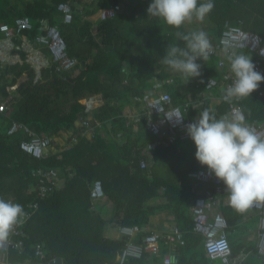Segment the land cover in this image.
<instances>
[{
    "label": "trees",
    "instance_id": "1",
    "mask_svg": "<svg viewBox=\"0 0 264 264\" xmlns=\"http://www.w3.org/2000/svg\"><path fill=\"white\" fill-rule=\"evenodd\" d=\"M65 1L69 0H0V22L12 24L16 16L23 15L30 19L31 28L17 36L26 35L36 41V36L43 33V20L58 27L67 54L77 59L71 70L62 72L55 70L52 62L38 79H34V70L25 62L0 72V93L4 96L11 92L18 94V100L9 109L0 111V197L8 199L11 196L14 202L22 205L34 201L36 178L32 170L54 167L59 173L52 192L39 201L38 209L23 227L24 235L19 236L23 251L18 253L17 249H10L9 259H36L31 245L38 242L43 245L42 261L59 256L62 264H119L116 254L125 244L124 237H105V220L91 209L90 187L99 179L103 198L114 204L118 225H138L142 230L150 216L168 212L174 216L184 240L183 245L175 248L174 264H209L203 237L192 230L191 208L197 193L191 190V182L187 179L189 171L207 166L195 158L196 149L191 138L180 140L191 146L187 157L180 141L168 146L162 144L158 136L143 130L144 122H137L139 129L134 131L131 122L127 124L124 109L128 105H139V97L155 77L164 82L171 76V69L161 63V57L168 44L177 43L183 47L184 42L175 35L177 31L202 28L213 42L218 39L225 22L235 23L240 19L244 29L263 35L264 0H214V9L207 16L211 26L189 27L185 23L180 29L148 15L146 10L151 0H86L80 9L69 4L72 21L65 23L58 9V4ZM112 3L122 6L113 17H102L96 24L86 19ZM121 25L126 27L125 31ZM197 63L201 65L203 77L218 78L224 72L217 68L216 56L210 55L206 61L198 59ZM75 69L78 72L73 74ZM181 83L166 86L176 104L184 97ZM98 93L103 103L93 110V116L104 128L105 121L111 122V129H105L106 137L96 134L88 139L78 135L72 146L37 159L20 149L19 142L27 138L22 129L7 133L13 120L39 135L57 136L62 131H77L75 121L85 107L79 99ZM233 101L244 110L247 123L264 122L263 98L257 99L252 92L249 97ZM228 106L225 100L217 104V116L225 113ZM204 107H209L208 102L202 105L199 113ZM119 132L126 137L121 145L112 138V134ZM150 142L155 143L151 151L153 162L148 169L140 168L139 158L146 156L144 149ZM221 194L220 207L227 226H235L248 210L238 213L230 206L224 184ZM156 196L163 201L149 203ZM148 233L140 231L134 241H142ZM170 244L161 240L160 255L144 252L141 257L128 258L122 264H161L162 255ZM230 247L235 256L241 244L230 242ZM248 248L251 254L244 264H264V257L258 255L254 246Z\"/></svg>",
    "mask_w": 264,
    "mask_h": 264
},
{
    "label": "built area",
    "instance_id": "2",
    "mask_svg": "<svg viewBox=\"0 0 264 264\" xmlns=\"http://www.w3.org/2000/svg\"><path fill=\"white\" fill-rule=\"evenodd\" d=\"M121 8L120 3H112L110 6L101 9V16L111 18ZM58 9L63 13V21L70 23L72 21V11L69 3H59ZM41 27L43 33L36 36V42L47 48L57 71L71 70L77 63V59L67 54L66 44L58 27L56 25H49L43 20L41 21ZM30 28L31 22L29 17L19 16L14 19L11 25L5 22L0 23V38L12 39L20 35L23 30ZM213 47L214 52L211 55L219 57V66H223L226 63V49L235 51L243 50L254 55L252 62L255 65V70L264 75V35L245 30L240 25L226 24L217 42L213 44ZM232 79L231 72L224 74L219 80L208 78L205 81V87L207 89H211L212 87L226 88ZM171 81L172 79L168 78L165 80V83H170ZM157 85L154 89L148 90L140 99L141 105H139V108L141 110L139 114L133 116V120L138 122L142 116L145 128L153 135L158 136L164 145L170 144L175 139H189L187 125L197 119L199 114L186 117L185 111L187 104L184 108L173 104L170 94L166 90H163L162 86H159L160 83H157ZM256 91L258 95H263L262 90L259 88ZM16 96L15 92H11L6 96L0 95V111L8 109L16 99ZM82 104L85 107L76 121L77 133L73 135L74 140H76V136L78 135L92 138L95 134V126L100 127V123L97 120L92 121L90 117L94 105L93 98H84ZM236 106L241 107L232 101L229 103L228 110L225 113L230 112ZM181 114H183V118L178 119L177 117ZM248 124L253 131L264 135L263 122H249ZM19 129H22L28 136L27 139L20 142L19 146L21 150L37 159L46 157V152L52 144L51 137L36 134L18 122H12L7 133L12 134ZM154 147L155 143L151 142L146 146L144 151H152ZM140 167H146L144 160H141ZM57 173V170L53 168L47 170L39 169L34 172L39 178L36 189L37 200L24 204L23 207L27 213V218L22 224L14 228L7 241L0 242V264H43V261L40 259L43 255L41 244H36L33 247L34 254L37 257L36 259L25 258L22 261H11L9 254L10 249H17L19 253L23 251V241L19 236L24 235V225L38 209V200L44 199L53 190L58 180ZM187 176L194 181L193 188L197 193L192 207V230L203 237V246L210 260L209 264H217V259L223 264H243L240 261L233 262L232 260V251L226 233L227 222L222 212L218 209L220 194L223 190V182L216 178L214 173L208 168L191 170L187 173ZM202 184H211L213 190L208 188L200 189ZM103 197L102 183L99 179H95L90 187L91 203L94 204ZM9 200L13 201L12 199ZM249 209L257 210L260 215L256 248L257 252L261 256H264V201L255 202ZM140 231L141 229L138 225H119L120 235L122 237L128 236L129 239L125 240L124 246L118 252V263L122 264L128 258H139L144 252L158 254L161 240L165 244H173L174 242L184 243L182 232L177 228H173L164 234L156 232L148 233L143 237L142 241L136 242L134 241V236ZM161 264H173L172 256L170 254H164Z\"/></svg>",
    "mask_w": 264,
    "mask_h": 264
},
{
    "label": "clouds",
    "instance_id": "3",
    "mask_svg": "<svg viewBox=\"0 0 264 264\" xmlns=\"http://www.w3.org/2000/svg\"><path fill=\"white\" fill-rule=\"evenodd\" d=\"M214 0H151L147 14L180 29L194 20L203 23L213 11ZM177 43L168 44L161 63L186 80L201 75L198 59L206 61L214 52L208 33L202 28L177 31ZM233 79L222 89L223 98L249 97L264 82L246 52L225 50ZM178 119L183 118L181 114ZM187 133L195 145V158L221 180L228 193L230 206L238 213L246 212L255 202L264 201V135L246 122L242 107L217 116L214 107H204L197 119L187 125ZM27 213L22 204L0 197V242L10 238L14 228L22 224Z\"/></svg>",
    "mask_w": 264,
    "mask_h": 264
},
{
    "label": "crops",
    "instance_id": "4",
    "mask_svg": "<svg viewBox=\"0 0 264 264\" xmlns=\"http://www.w3.org/2000/svg\"><path fill=\"white\" fill-rule=\"evenodd\" d=\"M125 1H127V0H125ZM85 2H86V0H69L68 1V3L70 5L71 4L75 5V7L77 9H80ZM23 16H26V15H23ZM16 17H19V16H16ZM100 18H102L101 9L96 10L93 15L88 16L86 19L90 20L93 24H96L99 21ZM2 22H4V21H2ZM2 22H0V23H2ZM5 23H7V22H5ZM226 24H229V25H240L243 28V22L240 19L236 20L235 23L225 22L223 28L225 27ZM203 25H205V24H201V23H199V22H197L195 20H194V22H192L190 24L188 23L189 27L203 26ZM206 25L207 26H211L210 25V21H209V24H206ZM223 28H222V30H223ZM219 35H218V37H219ZM17 39H20V41L17 42ZM215 42H217V40L213 41L212 44H214ZM241 51H243V50H238V52H241ZM247 54L250 55L251 60H252L254 55L251 54L250 52H247ZM216 58H217V68L219 70L220 69L224 70L222 75L219 76L218 78H216L215 76H212V75H208L206 77H203L202 74H201L200 76H197V77H189L186 80V77H184L180 73H177V72H174V71L171 70V73H172L171 76L167 77L166 79L171 78L172 81L170 83H165V81L163 82L158 77H155L152 81H150V85L151 86L148 87L147 89H144V91L142 93V96L139 97V99H138L139 105H141V100L140 99L145 95V93L148 90H151V89H154L155 87H157L158 86L157 83H160L159 86H162V89L167 91L166 86L173 85V84H175V83L180 81V82H182L181 83V86H182V91L181 92L184 93L183 94L184 97H183V101L182 102L176 104L173 101V98H172V95L170 94V92L169 91H167V92L170 94V96L172 98V101H173V104L178 105L181 108H184L185 105L187 104L186 111H185V116L186 117H191L193 114H199V111L201 110V107H202L203 104H205V102H208L209 107H214L215 108V106L217 104H219L220 102H222V100H224L223 91H222V89H224V88L223 87H212L211 89H207L205 87V81L208 78H213L215 80H219V79L222 78V76L224 74L230 72L228 62L226 61V63L223 66H219L218 65L219 57H216ZM24 62L29 64L30 67L34 70V79H38V78H40L42 76V70L44 68H47L48 66H51L52 60H51V55H50L49 51L47 50V48H45L44 46L38 44L34 40L32 41V40L28 39V37L26 35L13 37L12 39H2V38H0V72L4 68H7V67L12 66V65H16V64H22ZM258 88L260 90H262L263 95H258L257 91L255 90V91H253L254 94H255V97L257 99H261V98L264 99V82H261ZM0 95L4 96L1 93H0ZM16 95L18 96V94H16ZM88 97H92L93 100H94V105H93V108H92L91 114H90L91 115L90 116L91 120L92 121L97 120L100 123V127L95 126V134H94V136L96 134H100L101 136L106 137L107 136L106 132L111 129V122L110 121H105L106 123H105V128H104L103 127L104 124L101 123L98 119H96L93 116V110L96 109L97 107H99L103 103V99L101 97V94L98 93V94H94V95H87V96L79 99L80 103L83 102L81 100H83L84 98H88ZM17 100H18V97H16L14 102H16ZM12 105H13V103L8 107V109ZM139 105L137 107H133L132 105H128L124 109V114L128 118L127 119V124L131 122V124L133 125V130L134 131L139 129V125H140L139 123L140 122H144V119H143L142 116H141L140 120L138 121L139 123H137V122H135L133 120V116L140 113L141 109L139 108L140 107ZM76 121H75V127L74 128H76ZM12 122H17V121L13 120ZM12 122H11V124H12ZM18 123H20V122H18ZM24 126H26V125H24ZM26 127L28 129H30L31 131H33L28 126H26ZM142 128H144L143 130L148 131L145 128L144 124H143ZM105 129H107L106 132H105ZM76 130H77V128H76ZM76 133L77 132L74 131V129H71V130L62 131L61 134H59L57 136H55V135L54 136H50L51 140H52V144L50 145V147L48 148V150L46 152L47 156L52 155V154H57L63 148H68V147L72 146L77 141V136H76V140H74V136H73ZM148 133H150V132L148 131ZM150 134H152V133H150ZM26 136H27V134H26ZM27 138H28V136H27ZM27 138L24 137L22 140L27 139ZM87 138L90 139L91 137L87 136ZM112 138L119 145H121V144L126 142V137H124L122 135V133H120V132L116 133L115 135L112 134ZM56 139H58V141H59L58 146H56V144H55ZM177 141H180V139H175L173 141V143H175ZM20 142H19V144H20ZM148 144L149 143H147V145ZM146 146H145V148H146ZM137 149L138 148H135V150H137ZM145 155L146 156H144V158H142V157L139 158V162L138 163H139V167H140L141 160H144L145 163H146L145 169L146 168L148 169L149 166L153 162L151 151H146ZM51 168L56 169L54 167H51ZM39 169L40 170H47L49 168H47V169L37 168V169L32 170V175H33L34 178H36V184L33 187V190L35 191V193H36V189H37V184H38L39 178H38L37 175L34 174V172L39 170ZM57 172H58V170H57ZM57 176H58V180H59V173H57ZM187 179L191 182V190L195 194L196 192H195V190L193 188L194 181L192 179H190L188 176H187ZM202 188H208L210 190H213V187H212L211 184H202L200 189H202ZM36 195L37 194H35V196ZM226 197H227V201H228V196H226ZM9 199L13 200V198L11 196H9L7 200H9ZM36 200H37V196L35 197L34 201H36ZM194 200H195V198H194ZM194 200H193V204H194ZM220 200H222V194L220 195L219 204H218L219 205L218 209L221 211ZM39 201L40 200H38V203H39ZM162 201H163L162 197L156 196V197H153L152 199H150L149 203H151V204L152 203H159V202H162ZM29 202H32V201H29ZM192 207H193V205H192ZM91 209L97 211L101 215V217L104 218L105 223L103 225V235L105 237L111 238V239H121V238H123L120 235V233H119V225L115 222L116 218L114 217V215H115L114 204L110 200H108L107 198H102V199L96 201L94 204H92ZM191 216H192V208H191ZM251 220L254 221L253 224H256V228L255 229L254 228L250 229L249 225H246V223H248ZM259 221H260L259 212L257 210L248 209V212L245 214V216L243 218H241L235 226H232V227H228L227 226L226 233H227V237L229 239V243L231 242L233 244H241V249L238 252V254H236L235 256L232 255L233 262L240 261L241 263L244 264L245 258L248 257V255L251 254V251L248 248L249 245L254 246V248L257 251L256 244H257L258 233H259ZM173 228H177L178 229V226H177V224H176V222L174 220V216L169 214L168 212H164L163 211V212H157L154 215L150 216L149 223L145 227H143L141 231H149V233L150 232H156V233L164 234V233H166L168 231H171ZM134 238L136 239L137 235L134 236ZM124 239H125V237H124ZM36 244H40V243L37 242V243L32 244L31 245V249H33L34 245H36ZM183 244H180L178 242H174L173 244H171L168 247V251L164 253V254H170L172 256L173 264H174V258H175L173 256V254L175 252V248L178 247L179 245H183ZM41 246L43 247V245H41ZM159 251H160V248H159ZM257 253H255V255ZM117 255H118V253L116 254V261H117ZM157 255H160V253L156 254V256ZM258 255L260 257H264V256H261L259 253H258ZM9 256H10V254H9ZM56 257H59V256H56ZM25 258H29V257H25ZM53 258H55V257H53ZM53 258L49 259L48 261H43V262H46L48 264V262L50 260H52ZM61 264H62V258H61ZM217 264H222V263L217 261Z\"/></svg>",
    "mask_w": 264,
    "mask_h": 264
},
{
    "label": "rangeland",
    "instance_id": "5",
    "mask_svg": "<svg viewBox=\"0 0 264 264\" xmlns=\"http://www.w3.org/2000/svg\"><path fill=\"white\" fill-rule=\"evenodd\" d=\"M201 24H205V25L206 24H209V21H208L207 17L205 18L204 22L201 23ZM121 29L123 31H125L126 30V27L121 25ZM77 72H78L77 69L73 70V74H76ZM81 101H83V100H81ZM55 144H56V146H58V144H59L58 139H56ZM180 144L183 147V150L186 153V156L189 157L190 156V154H189V148L191 147L190 144L187 141H180ZM253 223H254V221L251 220L248 223H246V225H249V228L250 229H252V228L255 229L256 228V224H253Z\"/></svg>",
    "mask_w": 264,
    "mask_h": 264
},
{
    "label": "water",
    "instance_id": "6",
    "mask_svg": "<svg viewBox=\"0 0 264 264\" xmlns=\"http://www.w3.org/2000/svg\"><path fill=\"white\" fill-rule=\"evenodd\" d=\"M129 237L125 236V240H128ZM174 260H176V257L174 258ZM43 264H47L46 262H43ZM48 264H61V258L60 257H55L52 260H50L48 262Z\"/></svg>",
    "mask_w": 264,
    "mask_h": 264
}]
</instances>
